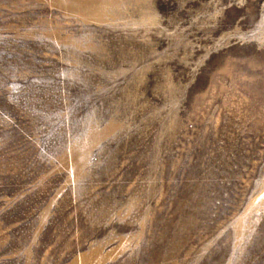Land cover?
I'll return each instance as SVG.
<instances>
[{
	"label": "rangeland",
	"instance_id": "rangeland-1",
	"mask_svg": "<svg viewBox=\"0 0 264 264\" xmlns=\"http://www.w3.org/2000/svg\"><path fill=\"white\" fill-rule=\"evenodd\" d=\"M0 264H264V0H0Z\"/></svg>",
	"mask_w": 264,
	"mask_h": 264
}]
</instances>
